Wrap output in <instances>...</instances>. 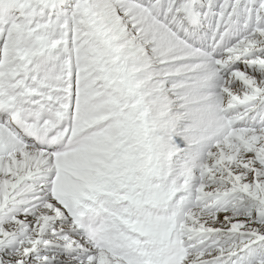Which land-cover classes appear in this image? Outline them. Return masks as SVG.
<instances>
[{"label": "snow or ice", "instance_id": "1", "mask_svg": "<svg viewBox=\"0 0 264 264\" xmlns=\"http://www.w3.org/2000/svg\"><path fill=\"white\" fill-rule=\"evenodd\" d=\"M0 264H264V0H0Z\"/></svg>", "mask_w": 264, "mask_h": 264}]
</instances>
